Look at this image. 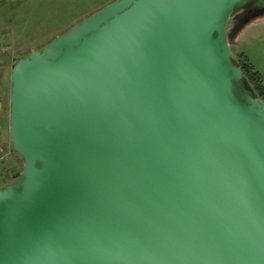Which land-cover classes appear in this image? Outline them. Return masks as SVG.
I'll use <instances>...</instances> for the list:
<instances>
[{
    "label": "water",
    "instance_id": "1",
    "mask_svg": "<svg viewBox=\"0 0 264 264\" xmlns=\"http://www.w3.org/2000/svg\"><path fill=\"white\" fill-rule=\"evenodd\" d=\"M251 0H114L10 73L0 264H264V103L229 19Z\"/></svg>",
    "mask_w": 264,
    "mask_h": 264
},
{
    "label": "rangeland",
    "instance_id": "2",
    "mask_svg": "<svg viewBox=\"0 0 264 264\" xmlns=\"http://www.w3.org/2000/svg\"><path fill=\"white\" fill-rule=\"evenodd\" d=\"M114 0H15L0 7V189L11 183L24 166L23 159L9 144L8 107L11 69L19 58L39 50L82 19ZM230 27V24L228 25ZM229 29V28H228ZM234 57L237 44H230ZM240 49L264 79V22L245 30ZM15 57V61L12 58Z\"/></svg>",
    "mask_w": 264,
    "mask_h": 264
},
{
    "label": "flooded vegetation",
    "instance_id": "3",
    "mask_svg": "<svg viewBox=\"0 0 264 264\" xmlns=\"http://www.w3.org/2000/svg\"><path fill=\"white\" fill-rule=\"evenodd\" d=\"M13 2H15V0H0V7L9 6ZM261 21L264 22V0H251L246 8L238 10L229 19L227 31L232 34L228 39L229 45L236 43L239 50V56L234 57L233 55V59L235 64L238 65L241 70V79L236 83L241 90L240 95L250 96L253 99H259L264 103V79L259 73V70L255 69L254 65L247 59L240 49V37L242 33ZM229 24L230 27H228ZM12 61H15V57L12 58ZM4 73V70H2L0 73V81L1 77L5 76Z\"/></svg>",
    "mask_w": 264,
    "mask_h": 264
},
{
    "label": "trees",
    "instance_id": "4",
    "mask_svg": "<svg viewBox=\"0 0 264 264\" xmlns=\"http://www.w3.org/2000/svg\"><path fill=\"white\" fill-rule=\"evenodd\" d=\"M4 78H5V76H2V77H1V81H0V83L3 82Z\"/></svg>",
    "mask_w": 264,
    "mask_h": 264
},
{
    "label": "crops",
    "instance_id": "5",
    "mask_svg": "<svg viewBox=\"0 0 264 264\" xmlns=\"http://www.w3.org/2000/svg\"><path fill=\"white\" fill-rule=\"evenodd\" d=\"M2 107H1V105H0V109H1ZM1 111H2V109L0 110V113H1Z\"/></svg>",
    "mask_w": 264,
    "mask_h": 264
}]
</instances>
